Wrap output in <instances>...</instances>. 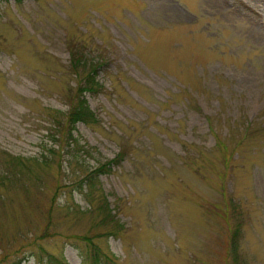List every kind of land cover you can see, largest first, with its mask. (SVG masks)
Masks as SVG:
<instances>
[{
	"label": "rangeland",
	"instance_id": "1",
	"mask_svg": "<svg viewBox=\"0 0 264 264\" xmlns=\"http://www.w3.org/2000/svg\"><path fill=\"white\" fill-rule=\"evenodd\" d=\"M76 41L110 86L69 130ZM144 115L149 142L88 189ZM92 257L264 264V0L0 2V264Z\"/></svg>",
	"mask_w": 264,
	"mask_h": 264
},
{
	"label": "trees",
	"instance_id": "2",
	"mask_svg": "<svg viewBox=\"0 0 264 264\" xmlns=\"http://www.w3.org/2000/svg\"><path fill=\"white\" fill-rule=\"evenodd\" d=\"M6 1V0H0ZM14 3L18 4L21 0H13ZM68 63L67 67L69 69V73L76 77L77 82L74 85V89L71 95V100L68 102V106L66 109V122L68 124V129H73V125L77 122H82L84 124L87 123H98L99 119L97 118L94 111H92L88 105L86 95L96 96L100 92L106 90V87L110 86L109 82L108 85H105L103 80L98 78V72L105 69L107 65V59L105 56V52L98 51V48H92L95 51L94 54H91L90 48L88 50L85 48V45L80 41H76L75 43L68 44ZM93 53V52H92ZM129 85V82L126 83ZM130 86V85H129ZM113 103L116 104L115 99L113 98ZM147 117L146 115L142 116L140 119L138 118L137 125L142 128H134L127 130V132H121V142L117 143V152L113 155V157L108 159H103V161L95 160L91 167L83 172L82 176L80 177V182L84 183L88 189L92 188L93 186V179H95L99 174L109 171L111 167L116 166L119 164L124 158L127 156L134 155L131 153L132 142L133 138L130 137L131 134L135 133L136 136L140 137L141 134L144 132H140V130H148L147 128ZM126 125L128 123L125 121ZM142 124V125H141ZM156 133V132H154ZM140 140L145 142H149V138L146 136H141ZM51 156L54 154V149L49 150ZM22 163L21 160L17 157H11L8 162H6V166H9L10 169H14L16 166H20ZM7 171L11 172L7 167ZM13 173V172H11ZM106 217H109V213L107 212ZM232 240V239H231ZM93 258V257H92ZM93 264L98 263L93 258Z\"/></svg>",
	"mask_w": 264,
	"mask_h": 264
}]
</instances>
